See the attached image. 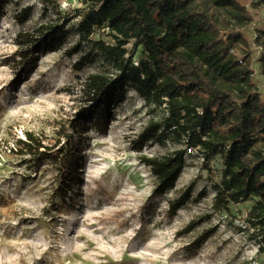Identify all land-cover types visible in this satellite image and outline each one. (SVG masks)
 Instances as JSON below:
<instances>
[{"label":"rangeland","instance_id":"374dc122","mask_svg":"<svg viewBox=\"0 0 264 264\" xmlns=\"http://www.w3.org/2000/svg\"><path fill=\"white\" fill-rule=\"evenodd\" d=\"M197 1L191 6L210 7L218 38L253 70L264 103V0ZM28 5L31 16L21 23L17 13ZM86 6L85 0H8L0 18V264H264V229L248 220L254 200L233 203L228 210L213 207L222 178L220 155L203 159L188 148L175 188L151 196L156 179L139 156L168 154L186 143L169 138L165 144L136 148L139 133L150 121H162L168 110L132 88L116 106L107 133L88 129L82 172L65 200L57 189L55 164L18 153L16 141L27 131L53 142L76 116L83 104L79 77L116 73L93 40L80 41L74 50L81 20L75 16L67 24L63 48L42 55L29 77L10 83L15 73L4 59L17 49V33L43 22H62L66 12ZM99 38L113 42L106 27L92 35ZM83 55L88 61L77 69ZM258 148L264 150V143ZM192 182V199L172 214L170 203ZM192 219L196 226L180 232ZM207 228H214L213 234L196 251L189 248Z\"/></svg>","mask_w":264,"mask_h":264},{"label":"trees","instance_id":"16d2710c","mask_svg":"<svg viewBox=\"0 0 264 264\" xmlns=\"http://www.w3.org/2000/svg\"><path fill=\"white\" fill-rule=\"evenodd\" d=\"M85 2L86 7L66 12L62 22H43L17 33L18 47L4 59L15 73L10 83L29 77L42 55L63 48L67 24L75 16L81 20L77 29L80 40L74 50L79 49L80 41L93 40L95 49L111 60L116 73L96 71L79 77L83 104L76 116L53 142L27 131L25 138L16 141L18 153L30 154L37 162L51 160L57 168V189L65 200L82 172L88 129L107 133L116 106L126 100L132 88L148 101L165 104L168 110L162 121H150L139 133L136 148L142 150L150 142L165 144L169 138L186 143V148L168 154L139 156L156 179L151 196L175 188L186 166V150L197 148L203 159L214 155L223 159L214 209L228 210L233 203L252 199L248 220L264 229V150L258 148L264 143V103L259 100L253 70L242 65L230 52L229 43L218 38L210 7L191 6L197 0ZM7 4L8 0H0V18ZM31 10L30 5L24 7L17 13L18 20L26 22ZM232 15L242 16L233 11ZM101 27L109 29L113 42L92 39ZM87 61L88 56L83 55L76 68ZM193 189L192 182L170 203L172 214L192 199ZM197 223L190 220L180 232L192 230ZM214 230L202 231L189 248L196 251Z\"/></svg>","mask_w":264,"mask_h":264},{"label":"built area","instance_id":"2783aa9c","mask_svg":"<svg viewBox=\"0 0 264 264\" xmlns=\"http://www.w3.org/2000/svg\"><path fill=\"white\" fill-rule=\"evenodd\" d=\"M192 149H194L195 151H197V152H198V149H197V148H192Z\"/></svg>","mask_w":264,"mask_h":264}]
</instances>
